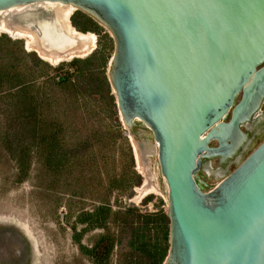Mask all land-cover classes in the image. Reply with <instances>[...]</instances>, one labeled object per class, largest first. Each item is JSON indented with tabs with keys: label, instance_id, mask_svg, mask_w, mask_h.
<instances>
[{
	"label": "water",
	"instance_id": "95a60500",
	"mask_svg": "<svg viewBox=\"0 0 264 264\" xmlns=\"http://www.w3.org/2000/svg\"><path fill=\"white\" fill-rule=\"evenodd\" d=\"M41 1L74 5L114 38L120 118L151 132L168 185L163 264H264V140L240 156L264 102V0H0V11ZM216 157L239 163L205 190L198 172Z\"/></svg>",
	"mask_w": 264,
	"mask_h": 264
},
{
	"label": "rangeland",
	"instance_id": "374dc122",
	"mask_svg": "<svg viewBox=\"0 0 264 264\" xmlns=\"http://www.w3.org/2000/svg\"><path fill=\"white\" fill-rule=\"evenodd\" d=\"M73 15L98 37L96 49L78 58L86 59L107 46V66H92L89 72L82 64L84 70H80L73 64L77 57L41 66L21 54L15 44H3L0 49V65L10 68L13 64L26 81L34 83L24 101L20 93L10 95L18 90H6V77L0 79V264H139L147 260L144 249L149 242L154 243L155 236L150 239L141 235V230L123 226L124 221L138 227L148 219L137 215L168 211V188L157 151L142 155L144 173L139 170L131 139L132 135L146 143L145 134L151 132L126 128L110 98L114 94L109 82L114 38L107 27L87 13L75 10L71 22ZM3 35L17 41L26 52L31 51L26 38ZM25 65L32 72H26ZM55 76L69 77L77 86H46L44 81ZM31 98L33 103H40L37 113ZM42 110L43 119L50 124L43 145L39 143L44 135L39 122ZM261 110L264 112V104ZM257 133L251 134L249 145L240 152L241 160L264 140V130ZM149 139L154 144L153 138ZM54 143L66 151L62 161L51 151ZM207 161L213 169L223 167L225 174L202 168L198 175L207 182L205 190L216 187L239 163L233 160L223 165L218 157ZM21 165L27 171H22ZM134 172L142 178L135 186ZM146 179L157 185L158 192L141 196L139 187ZM103 204L110 209L97 213V207ZM104 220L107 228L97 224ZM166 244L169 247V240Z\"/></svg>",
	"mask_w": 264,
	"mask_h": 264
},
{
	"label": "bare ground",
	"instance_id": "6f19581e",
	"mask_svg": "<svg viewBox=\"0 0 264 264\" xmlns=\"http://www.w3.org/2000/svg\"><path fill=\"white\" fill-rule=\"evenodd\" d=\"M75 10L77 8L74 5L61 1H41L13 6L0 11V34L6 33L15 39L26 38L27 48L36 51L42 59L52 64L85 57L96 49L98 37L93 32L80 31L72 24L71 15ZM131 139L139 170L144 172L142 155L150 153L148 143L151 141L141 143L132 135ZM152 145L153 151H157L158 143L154 142ZM209 167L211 164L208 162L204 170ZM211 173L224 175L225 170L212 168ZM139 192L144 196L158 192V187L151 179H146L144 185L139 187Z\"/></svg>",
	"mask_w": 264,
	"mask_h": 264
},
{
	"label": "trees",
	"instance_id": "16d2710c",
	"mask_svg": "<svg viewBox=\"0 0 264 264\" xmlns=\"http://www.w3.org/2000/svg\"><path fill=\"white\" fill-rule=\"evenodd\" d=\"M72 24L75 27H77V29H79L81 31H88V29L86 27H83L84 25L81 24L80 21L74 15L72 16ZM10 43H12L13 45L15 44L17 49L19 48V51L25 57L29 56L31 58V61H33V63L35 65H41V66L46 65L48 67L50 66L48 64V61H46L45 59H42L36 51H30L28 53L25 51V49H23V47L20 44H18L17 41L12 42V40L9 37H7L6 35L0 36V49H1V46L3 44L8 45ZM106 48H107V46L104 47L103 49L97 50L96 52L93 53V55H91L90 57H88L86 59H81V58L74 59L73 64H75L77 67H79L80 70H84L82 64L87 67L88 71L94 69V68H92V66H96V65L98 67L103 68V67L107 66V63H108V56L106 53ZM16 68L17 67L14 66L13 64L11 65L10 68H6V67L0 65V71H1L0 79H3L4 77H6L5 78L6 84L8 82L6 90L7 91H11L14 89L18 90L15 93H10V95H14V94L18 95L20 93V95L23 97V99L25 101V98H27L26 95H28L29 90L33 86L34 83H32L30 81H26L23 78V75L19 74L17 72ZM24 70H26V72H32L33 69L30 68V66L25 65ZM89 72H92V71H89ZM58 77L57 76L49 77L46 81H44L45 85L49 86V87H57V88L58 87L64 88L67 86L73 88V87L77 86L76 81H71V79L69 77L64 76V77H62L61 80H59ZM108 92H110V87L108 89ZM47 98H49V97H47ZM110 98L112 99L113 104L117 105L115 95L111 94ZM33 101H35V100H33V98H31L32 103H33ZM49 102H50V98H49V101L46 103H49ZM44 104H45V102H44ZM32 106H33V110L37 113L38 106H40V103L36 101L35 103L32 104ZM43 112L44 111L42 110V112L40 113L42 118L40 117V120H39V122H41V124H42L41 129L44 130V132H42L44 135L41 137L40 142H39L41 145H43L47 141V135H48L47 130L50 129L49 128L50 124L47 123L48 121H45L43 119V117H44V115L42 114ZM36 113H35V115H36ZM53 140L51 141V144H53V142H54ZM126 143H127V147H128L127 153L129 154L130 160L133 163L134 158H133V153H132L131 147H130L128 142H126ZM51 144H48L47 147H52ZM57 144L58 143H54L53 148H51L52 149L51 151L55 155H60V158H61L60 161H62L66 156V151L62 150L61 147H58V148L55 147ZM54 149H57L58 151H56ZM27 169H28L27 167L21 165L22 171H27ZM134 176H135V179L132 182V185L135 186V185L141 184V180H142L141 175L134 172ZM103 202H105V201H103ZM102 209L108 210L110 208L104 204L99 205L97 207V213H98V211H100ZM133 210L134 209H130L129 211H133ZM137 216H138V218L143 217L144 219H148V220L145 221L144 225H139L138 227H134L135 225L132 223V221L131 222L124 221L123 226L130 225V227L136 231L141 230L142 231L141 235H143V234H144V236L148 235V236H150V239H152L155 236L154 243L149 242L147 245L148 247L146 249H144L147 253L146 254L147 260H144V261L140 260L139 264H163L167 255H168V252H169L168 244H166V242L169 240V224H170L169 217H168L167 213L163 212L160 214H149V215L139 214ZM104 219L106 220V217ZM105 220H104V222L97 223L98 226L107 228L108 222H106ZM154 220H156V222H154ZM150 224H152V225H150ZM135 242H132L133 246H135L134 245ZM141 245L142 244L140 242L138 245V248H140ZM111 248L112 247L108 248L107 254L110 252Z\"/></svg>",
	"mask_w": 264,
	"mask_h": 264
},
{
	"label": "flooded vegetation",
	"instance_id": "af4514ba",
	"mask_svg": "<svg viewBox=\"0 0 264 264\" xmlns=\"http://www.w3.org/2000/svg\"><path fill=\"white\" fill-rule=\"evenodd\" d=\"M263 104H264V102H263ZM257 120H256V118H254L253 120L249 121L246 125H242V128L245 131L250 132V135L254 134V133L259 134V133H257V130H258V132H261L264 130V112L261 113V119H259V121H257ZM217 144H218V142H217ZM203 161L205 162V161H207V159L204 158ZM221 168L223 169V167H221Z\"/></svg>",
	"mask_w": 264,
	"mask_h": 264
}]
</instances>
